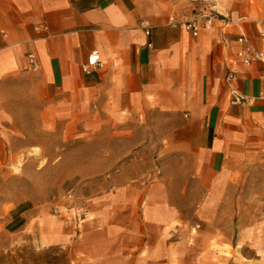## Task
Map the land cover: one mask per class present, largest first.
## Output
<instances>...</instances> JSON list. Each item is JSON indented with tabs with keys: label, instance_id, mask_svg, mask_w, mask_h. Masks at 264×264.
Wrapping results in <instances>:
<instances>
[{
	"label": "crops",
	"instance_id": "obj_1",
	"mask_svg": "<svg viewBox=\"0 0 264 264\" xmlns=\"http://www.w3.org/2000/svg\"><path fill=\"white\" fill-rule=\"evenodd\" d=\"M213 5L223 23L193 38L167 20L190 16L200 3L0 0V153L23 135L20 104L28 105V125L50 137H65L72 121L103 119L128 122L124 135L147 136L121 164L114 145L107 157H93L106 171L91 177L99 192L76 197L82 221L60 202L50 203L59 215L42 221L33 210L21 214L38 219L22 233L30 234L27 246L43 251L44 264H245L237 244L213 237L193 218L226 216L229 183L250 159L264 156V67L240 68L234 82L226 69L239 37L264 53V0ZM93 53L103 66L85 75ZM30 54L40 65L36 73L28 69ZM22 79L29 83L18 95ZM231 90L250 102L231 105ZM89 132L117 134L99 125ZM141 162L148 172L134 175ZM172 183L185 187L172 193Z\"/></svg>",
	"mask_w": 264,
	"mask_h": 264
},
{
	"label": "rangeland",
	"instance_id": "obj_2",
	"mask_svg": "<svg viewBox=\"0 0 264 264\" xmlns=\"http://www.w3.org/2000/svg\"><path fill=\"white\" fill-rule=\"evenodd\" d=\"M27 83V79L19 81L18 95H25L24 86ZM19 106L21 119L18 122L23 135L17 137L18 143L14 147L10 144L0 153V264H44L43 251L36 252L27 246L26 240L30 241V234L22 233L24 225L29 222L27 230L31 231L35 228L37 215L41 221L46 216L54 215L50 207L53 196L61 197L67 191H72L76 199L99 192V184L91 181V177L105 169L97 168L102 162L93 157H107L110 153L108 146L114 145L112 149L115 152L111 154L116 156V165L121 164L126 160L121 156L129 155L143 146L147 136L140 132H136L137 135H124L119 131L128 122L103 119L99 123L93 120L72 121L65 137H50L41 127L28 125V105ZM98 125L102 129L115 127L117 134H89ZM130 125L139 127L134 122ZM35 149L38 156H35ZM146 163L141 162L142 167L132 169V173L135 175L141 170L148 172ZM165 174L172 176L176 173L166 169ZM241 174L228 185L226 203L229 207L226 216H195L193 219L196 224L205 225L209 229L208 234L213 237L231 241L234 246L237 244L246 264L247 260L264 261V156L250 159ZM83 179L87 180L82 182ZM167 187L169 192L178 193L185 185L172 183ZM196 192L201 194L203 190ZM194 202L198 204L199 201ZM27 210L36 213L31 221L21 216ZM228 250L230 253V247Z\"/></svg>",
	"mask_w": 264,
	"mask_h": 264
},
{
	"label": "built area",
	"instance_id": "obj_3",
	"mask_svg": "<svg viewBox=\"0 0 264 264\" xmlns=\"http://www.w3.org/2000/svg\"><path fill=\"white\" fill-rule=\"evenodd\" d=\"M175 3H185V4H196L200 3L201 7L192 12L188 17H182L176 14H171L167 20V26L174 30H180L185 33L190 34L193 38H196L203 31H211L215 23H223L219 18V14L216 11L213 2L215 0H173ZM262 21H264V15H262ZM143 26V25H141ZM45 29V28H44ZM148 36L149 33L146 32ZM238 44L241 46L240 50L237 52L235 58L227 65V79L230 82H234L239 69H247L256 63H260L264 67V53L254 51L251 46L247 44L244 37H239L237 40ZM27 64L29 71L36 73L40 69L39 62L37 58L30 54L27 57ZM103 66L100 56L97 53H93L87 58L86 63L82 66V71L85 75H90L94 71L101 69ZM231 105L239 106L245 105L250 102L244 96L239 95L236 91L231 90ZM75 195L72 191H67L62 197H53V203H61L64 206V211L67 213L78 214L77 218L79 221L83 220V214L76 210L75 205ZM53 214L59 215V209L57 207L53 208Z\"/></svg>",
	"mask_w": 264,
	"mask_h": 264
},
{
	"label": "bare ground",
	"instance_id": "obj_4",
	"mask_svg": "<svg viewBox=\"0 0 264 264\" xmlns=\"http://www.w3.org/2000/svg\"><path fill=\"white\" fill-rule=\"evenodd\" d=\"M34 152H35V156H38V150L35 149ZM32 155H33V154H32Z\"/></svg>",
	"mask_w": 264,
	"mask_h": 264
}]
</instances>
